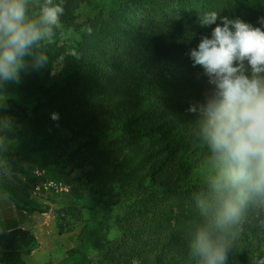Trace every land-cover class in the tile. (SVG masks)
<instances>
[{
  "label": "trees",
  "instance_id": "1",
  "mask_svg": "<svg viewBox=\"0 0 264 264\" xmlns=\"http://www.w3.org/2000/svg\"><path fill=\"white\" fill-rule=\"evenodd\" d=\"M37 2L43 0H30V15ZM54 3L64 14L48 53L66 60L55 75L51 65L29 70L0 90L11 98L0 106V119L12 108L29 122L20 134L0 131V171L22 170L15 167L20 158L35 152L67 171V200L56 211L59 235L83 223V209L97 210L81 231L93 256L76 258L72 250L60 264H194L189 229L200 218L191 198L202 186L207 149L191 135L195 117L187 110L211 86L190 51L216 27H201L199 17L215 11L258 23L264 0ZM22 186L6 192L15 208L47 213L46 205L18 199L27 196L29 186ZM234 232L227 264L264 258V207L249 206ZM35 246L29 230L1 232L0 264H25L22 255Z\"/></svg>",
  "mask_w": 264,
  "mask_h": 264
},
{
  "label": "clouds",
  "instance_id": "2",
  "mask_svg": "<svg viewBox=\"0 0 264 264\" xmlns=\"http://www.w3.org/2000/svg\"><path fill=\"white\" fill-rule=\"evenodd\" d=\"M36 6L30 15V0H0V90L19 84L29 70H62L66 57L54 59L48 47L64 7L54 0ZM258 23L264 27V17ZM199 24L216 27L190 51L211 88L187 110L195 117L191 135L207 149L202 186L191 198L200 219L189 229L188 254L194 264H227L247 208L264 207V30L215 11L200 16ZM11 128L3 116L0 131Z\"/></svg>",
  "mask_w": 264,
  "mask_h": 264
},
{
  "label": "rangeland",
  "instance_id": "3",
  "mask_svg": "<svg viewBox=\"0 0 264 264\" xmlns=\"http://www.w3.org/2000/svg\"><path fill=\"white\" fill-rule=\"evenodd\" d=\"M104 3H107V0H92L93 6H100ZM261 6L264 11V5ZM84 11L88 12L90 8H84ZM251 25L262 27L259 23ZM10 99L0 97V106L7 105ZM7 114L12 121L13 134H20L27 130L29 122L24 114L12 108H7ZM20 159L22 163L15 167L22 170L13 173L7 170L0 171V233L21 228L29 230L35 236V248L29 254L22 255L25 264H60V261L67 258V254L72 250L78 251L76 258L84 253L93 256L94 252L81 238V231L85 224L96 219L97 210L83 209V223L71 233L59 235L56 211L67 200V182L63 180L67 171H58L50 165L53 159L45 152H35L30 158ZM39 165H45V168L37 167ZM72 177L70 175L67 179L71 181ZM3 185H7L8 189ZM22 185H28L29 189L25 192L27 196H20L14 192L16 196L18 195V199L46 205L49 207L47 213H28L15 208L14 202L6 192L24 189ZM116 235L117 233L113 230L109 237L114 238Z\"/></svg>",
  "mask_w": 264,
  "mask_h": 264
}]
</instances>
